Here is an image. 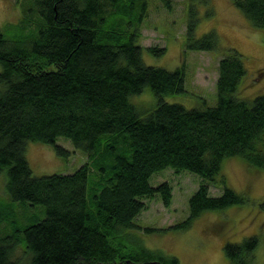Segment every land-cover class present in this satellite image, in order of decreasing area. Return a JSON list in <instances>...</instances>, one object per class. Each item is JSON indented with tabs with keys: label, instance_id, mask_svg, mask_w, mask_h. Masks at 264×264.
Instances as JSON below:
<instances>
[{
	"label": "trees",
	"instance_id": "1",
	"mask_svg": "<svg viewBox=\"0 0 264 264\" xmlns=\"http://www.w3.org/2000/svg\"><path fill=\"white\" fill-rule=\"evenodd\" d=\"M29 1L27 12H37L43 24L29 34L0 32V172L6 169L9 195L0 198V224L13 217L16 203L42 204L45 217L0 235V264H179L173 255L125 249L110 238L134 226L146 207L144 197L158 193L164 206L171 203L167 181L150 184L151 175L166 167L223 185L213 196L208 185L199 184L188 200L189 214L172 229L187 230L204 211L248 202L216 177L230 156L264 168V93L252 100L236 95L246 68L233 49L218 62L214 106L165 102V94L185 91L183 69L145 64L136 34L117 29L123 16L130 25L143 19V13H130L129 0ZM230 1L264 30V0ZM189 15L184 48L219 47L213 29L195 36L193 5ZM145 87L158 103L142 114L130 97ZM58 137L80 148L87 162L72 173L34 176L27 142L50 143L67 156ZM17 242L25 260L14 256ZM257 245L252 235L223 249L230 264H250Z\"/></svg>",
	"mask_w": 264,
	"mask_h": 264
},
{
	"label": "rangeland",
	"instance_id": "2",
	"mask_svg": "<svg viewBox=\"0 0 264 264\" xmlns=\"http://www.w3.org/2000/svg\"><path fill=\"white\" fill-rule=\"evenodd\" d=\"M29 5V0H0V32L5 36L19 31L23 34L35 32L43 22L37 12H27ZM191 5L197 18L195 36L200 37L213 29L219 41L216 49L184 48ZM129 7L134 15L143 13V19L130 25V20L123 16L124 23L120 21L117 29L121 33L136 34L135 44L141 46L145 64L167 70L183 69L185 91L165 94V102L180 103L187 108L214 106L217 103V65L233 49L240 54L246 68L236 95L252 100L257 94L264 93V30L252 25L230 0H209L208 5L191 0H131V3L129 0ZM149 46L163 47L164 51L156 54L148 49ZM130 100L142 114L158 103L150 87L132 95ZM56 143L68 150L67 156L59 154L50 143L27 142L25 156L34 176L72 173L87 162L86 154L80 148L76 149L69 139L58 137ZM0 173V198L5 201L9 197L5 193L6 169ZM220 177H224L227 187L246 194L248 202L204 211L187 230L172 229L171 225L186 219L188 200L199 184L208 185L213 196L222 192L223 185L186 169L177 172L166 167L151 175L150 184L155 186L167 181L173 188L171 203L164 206L158 193L151 198L144 197L146 207L134 217V226L116 231V237L110 239L124 245L125 249L144 247L173 255L179 264H230L223 246L256 235L258 245L250 264H264V168L251 166L240 155L230 156L222 161L216 179ZM96 178L93 174L92 179ZM44 213L42 204L16 203L13 217L0 224V235H12L14 226L21 228L28 222L42 219ZM20 243H16L14 256L25 260L26 253Z\"/></svg>",
	"mask_w": 264,
	"mask_h": 264
}]
</instances>
